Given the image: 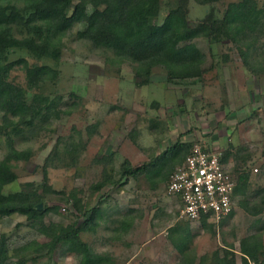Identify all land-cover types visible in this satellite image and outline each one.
<instances>
[{"label": "rangeland", "instance_id": "rangeland-1", "mask_svg": "<svg viewBox=\"0 0 264 264\" xmlns=\"http://www.w3.org/2000/svg\"><path fill=\"white\" fill-rule=\"evenodd\" d=\"M178 1L162 0L161 13L153 21L162 22ZM232 1L239 0L215 4L220 16ZM206 8L187 0L191 25L204 17ZM83 27L75 24L65 36L58 63L37 60L25 51L11 53L12 60L25 56L32 62L56 67V80L46 81L39 89L28 88L22 68H16L11 79L27 88L29 99L34 93H42L62 96V102L59 116L42 125L37 123L32 130L24 129L15 137V147L28 151L30 156L13 161L18 179L3 191H19L30 183L41 193L46 171L47 185L59 192H44L42 208L55 207L45 215L47 223L84 225L85 217L68 202L72 191L82 198L88 211L100 206L103 215L99 226L82 236L96 251L110 253L111 264H178L181 253L172 239L173 235L180 237L186 225L190 234L183 244L192 249L196 264L214 251L223 254L222 249L231 244L240 261V241L250 234L262 232L264 243V205L258 199L255 203L259 212L251 214L237 203L232 216L209 229L200 221L181 217L178 201L167 193V180L143 174L125 179L121 174L125 159L135 167L142 166L181 139L207 143L223 153L231 149L230 166L252 170L245 199L264 187V71L256 73L246 65L240 52L241 47L245 48L229 39L211 42L199 36L194 42L206 54V62L197 81H169L164 68L158 66L150 82L143 85L147 76L135 75L136 63L120 62L113 50L79 39L76 33ZM258 45L263 47L264 35ZM257 52L250 56L249 64L264 67L258 65L264 60L256 58ZM72 140L85 145L74 164L64 152V144ZM57 145L59 152L55 153ZM7 151L6 138L0 135V161ZM107 174L111 180L94 189ZM242 197L239 195L237 201ZM122 222L129 223L128 229L122 227ZM3 234L12 254L31 240L49 239L20 214L0 219V240ZM17 259L4 264H17ZM26 264H77V258L57 247L52 256L45 252L29 255Z\"/></svg>", "mask_w": 264, "mask_h": 264}, {"label": "trees", "instance_id": "trees-1", "mask_svg": "<svg viewBox=\"0 0 264 264\" xmlns=\"http://www.w3.org/2000/svg\"><path fill=\"white\" fill-rule=\"evenodd\" d=\"M195 1L207 8L204 17L191 25L187 0H179L160 23L153 20L161 13L162 0H0V135L5 136L8 145V151L0 161V219L14 214L24 215L39 233L49 238L45 242L31 240L27 245L14 249L12 254L3 234L0 240V264L14 257H18L17 264H26L29 255L45 252L52 256L57 247L66 253H73L77 264L112 262L110 253L96 251L82 236L83 232L97 229L103 215L102 209L100 206L90 211L85 209L76 191L69 193L68 202L85 217L83 226L78 222L58 226L45 221V215L55 210V207L46 205L42 209L38 208L40 203H45L44 192L53 190L46 183V168L44 190L41 193L30 183H26L19 191H3L6 185L18 179L13 161L27 160L30 156L28 151L15 147V137L21 135L24 129L32 130L37 127V123L42 125L59 116L62 102V96L48 97L42 93H34L29 99L27 88L11 79L12 72L22 68L28 88L39 89L46 81L56 80L59 74L56 67L49 63L32 62L25 56L12 60L11 53L25 51L37 60L50 59L58 63L65 36L75 24H82L84 27L77 31V37L89 40L99 48L113 50L120 62L136 63L135 75L140 78L147 76L142 80L143 85L150 82L149 77L158 66L164 68L169 81H197L202 75L200 68L206 62V54L194 42L199 36H205L211 42L229 39L243 46L245 49L241 47L240 52L246 65L256 73L264 71L262 66L249 64L250 56L259 51L258 43L264 35V3L260 5L257 0L232 1L220 16L215 4L221 0ZM259 48L261 50L257 52L256 58L264 60V45ZM196 70H200L199 75H195ZM192 145V142L178 139L142 166L135 167L125 159L121 165L122 177L137 178L143 174L147 177L160 176L161 180L169 181L172 172L185 161ZM84 147L82 141L78 140L64 144V152L70 163L76 162L78 152ZM56 152H59L58 145L55 147ZM221 153V161L229 163L231 149ZM230 169L237 181L234 206L238 203L251 214L259 212L255 202L258 199L264 205V187L252 193L251 199H245L252 170L237 166H230ZM110 173L112 175V171ZM108 179L111 180V177L107 174L104 181L96 183L93 188L100 189ZM52 192L59 193L56 190ZM239 195L243 196L240 202L237 201ZM234 206L228 217L233 215ZM200 222L209 229L215 225L207 217H203ZM222 222L223 219L220 224ZM122 225L128 229L129 223ZM120 230L115 229L118 232ZM184 230L180 237L172 234V240L181 253L178 264H196L192 249L183 244L190 234L188 225ZM222 252L214 251L212 255L202 256L199 264H264L263 234L257 232L241 239L240 261L233 244L224 247Z\"/></svg>", "mask_w": 264, "mask_h": 264}, {"label": "built area", "instance_id": "built-area-1", "mask_svg": "<svg viewBox=\"0 0 264 264\" xmlns=\"http://www.w3.org/2000/svg\"><path fill=\"white\" fill-rule=\"evenodd\" d=\"M221 155L207 143L194 142L185 161L170 175L167 193L180 201L181 217L190 221L207 217L218 225L232 211L237 181Z\"/></svg>", "mask_w": 264, "mask_h": 264}, {"label": "crops", "instance_id": "crops-1", "mask_svg": "<svg viewBox=\"0 0 264 264\" xmlns=\"http://www.w3.org/2000/svg\"><path fill=\"white\" fill-rule=\"evenodd\" d=\"M228 166H230V163H228ZM171 197H172V196H171ZM174 198H175V197H174ZM175 199L178 201V203H179L178 205H179V209H180V201H179L177 198H175ZM227 217H228V216H227ZM227 217H226V218H227ZM226 218H225V219H226ZM225 219H223V221H224Z\"/></svg>", "mask_w": 264, "mask_h": 264}, {"label": "water", "instance_id": "water-1", "mask_svg": "<svg viewBox=\"0 0 264 264\" xmlns=\"http://www.w3.org/2000/svg\"><path fill=\"white\" fill-rule=\"evenodd\" d=\"M42 207H43L42 204H39V205H38V208H39V209H41Z\"/></svg>", "mask_w": 264, "mask_h": 264}]
</instances>
